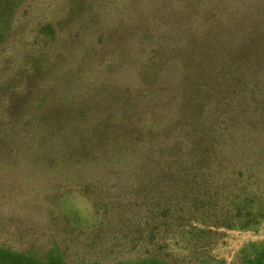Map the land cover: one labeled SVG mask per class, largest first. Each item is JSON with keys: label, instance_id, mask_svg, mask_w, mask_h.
I'll list each match as a JSON object with an SVG mask.
<instances>
[{"label": "rangeland", "instance_id": "1", "mask_svg": "<svg viewBox=\"0 0 264 264\" xmlns=\"http://www.w3.org/2000/svg\"><path fill=\"white\" fill-rule=\"evenodd\" d=\"M241 1L223 0L219 5L215 0L218 8L211 10L208 19H225ZM256 1L258 6L253 11L263 15L264 0ZM65 3L66 0H0V139L6 141L11 137L13 140V143L7 144L9 140L0 146L1 245L7 244L21 251L29 249L45 256L66 252V260L71 262H80L84 258L87 261H114L151 253L161 246L159 240L152 243L153 234L158 236L172 224L179 231L193 226L213 230V233L202 235L191 252L178 254L182 255L180 259L185 257L191 262L200 256L208 258L211 264L220 260L227 264L239 263L243 249L250 242L264 241V217L260 225L248 229L217 228L212 223L214 215L206 225L191 219L189 211L195 192L200 190H193L195 187L189 182L198 169L206 179L221 178L219 184L224 188L221 198L228 204L244 199L250 188L259 194L256 202H264V165L260 164L264 159V121H247L244 117L230 121L229 116L234 114L231 111L228 116H220L221 123L209 121L203 133L220 135L219 130L224 128L225 134L219 143L225 150L220 154L210 152L212 157L203 167L187 161L192 156L188 149L181 146L177 150L180 145L172 149V141L166 139L164 148L159 150L157 137L149 138L157 145L153 143L151 150L149 147L146 151V136L125 127L115 118L114 121L107 117L106 121L103 119L106 115L100 112L86 120V129L78 130L76 126L77 131L73 134L76 147L63 145L59 129L63 122L68 123L65 117L69 118L72 113L66 116L68 108L74 110L81 106L80 102L88 104L91 101L89 105L102 109L101 112H111L120 100L121 103L125 101L126 90L114 86L115 78H120L124 84L128 80L121 77L126 69L147 68L152 57L158 56L170 65L163 68L164 76L172 79L179 74L175 64L177 55L167 51L163 56L155 45L147 47L142 61L137 56L129 58L123 47L122 55L126 59L121 57L119 66L107 68L109 60L116 58L118 52L121 54V38L126 37V33H119L113 43L98 51L96 37L84 38L71 23L65 27L71 38L63 33L58 40L46 42L39 28L56 18L55 14L63 10ZM117 11L112 7L99 17H93L92 34L115 22L114 18L121 16ZM201 14L202 11L198 14L199 19L191 24L195 35L203 28L198 26L203 22ZM139 15L143 19L150 16L146 12ZM259 18L264 20V16ZM42 54L46 56L42 58ZM36 59L51 60L52 64L43 68L39 79L31 82L28 94L22 97L18 93ZM101 68L106 73L105 79L97 81ZM255 73L259 76V79H253L255 91L264 95V80L260 79L264 77V61ZM46 83L48 99L54 108L44 114L41 122H36L32 118L35 111L31 104L39 98L36 93ZM160 86L167 87L164 83ZM171 91L174 93L173 88ZM98 96H107L108 100L92 103ZM216 97L213 95L212 98ZM195 98L197 100L196 94ZM173 99L174 94L168 103L150 105L153 107L149 111L161 117L165 108L175 103ZM196 100L187 101V104L194 107ZM27 113H31L29 117ZM93 119L96 120L91 123ZM54 124L58 126L53 129ZM93 124L97 134L90 131ZM125 128L133 137L119 144V132ZM85 137L90 145L84 144ZM42 139H47L45 144ZM168 140L172 139L168 137ZM101 150L107 158V161L103 159L105 164L98 157ZM170 159L175 160V164L169 170L167 166L173 161ZM178 163L183 165L181 174L176 169ZM176 180L180 183L174 185ZM247 186L248 190L245 189ZM167 220L168 224L165 223ZM175 250L171 248L167 252Z\"/></svg>", "mask_w": 264, "mask_h": 264}, {"label": "trees", "instance_id": "2", "mask_svg": "<svg viewBox=\"0 0 264 264\" xmlns=\"http://www.w3.org/2000/svg\"><path fill=\"white\" fill-rule=\"evenodd\" d=\"M214 3L215 0H66L63 10L55 14L56 18L44 22L39 28L46 42L58 40L64 35L63 33L71 38L72 35H68L65 29L71 23L75 24L76 29L83 34L84 38L96 37L98 51H103L108 44L113 43L119 33H126L127 36L121 38L123 40L121 54L118 52L116 58H111L110 64H105L107 68L119 66V58H125V55L129 58L137 56L138 60L142 61L146 55L147 47L155 45L159 50L157 52L163 56H166L167 51H172L177 55L175 64L179 74L172 79L164 76L166 73L163 68L170 65L165 59L159 60L158 56L157 58L152 57L151 65L147 68L126 69V73L121 77L124 80L128 78L127 81L130 82L126 83V81L124 84L120 78H115L114 86L126 90L127 93L123 95L125 101L121 103L120 100L118 106H115L111 112L108 111V114L107 111L101 112L102 109L95 108L93 104L89 105L91 101L86 104L85 100L82 101L84 103L80 102L81 106H77L74 110L68 108L66 116L72 112L71 116L69 118L64 116L68 123L63 122L59 129L63 145L76 147L77 140L73 138V134L77 131V127L78 130L86 129V120L96 117V114L100 112L103 116L106 115L103 117L106 121L107 117L114 121L117 119L120 123H124L125 127L136 129L138 134L146 136V151L149 147L151 150L157 143H159L157 145L159 150L163 149L167 141H172V149L179 145L177 150L181 146L188 149L192 156L187 158V161L203 167L205 162L212 157L209 155L210 152L220 154L225 150L224 145L219 143L225 134L224 128L219 130L220 135L215 133L207 136L203 133L209 121L221 123L220 116H226L229 111L234 113L229 116L230 121L241 117L247 121H264V95L255 91L253 81L255 78L259 79L255 72L264 61V20L259 18L264 14H256L253 11L254 7L258 6L256 0H242L234 6V11L225 19L220 17L210 21L209 13L214 8H218ZM217 3L220 5L223 0H218ZM112 7L117 8V13L121 12V16L114 18L115 22L108 24L104 30L99 29L92 34L93 17H99L106 10L110 11ZM200 11L203 12L200 15L203 22L198 26L202 25L203 28L195 35L191 24L193 20L199 19ZM140 12H146L150 15L149 18H141ZM123 47L124 56L122 55ZM41 56L44 58L46 55L42 54ZM49 61L51 60L41 59L39 61L36 59L32 63L33 66L26 76L25 84L18 93L20 96L28 94L30 86L39 79L43 68L45 70L49 64H52ZM104 74H106L104 68H101L97 75V81L105 79ZM260 79L264 80V77L261 76ZM163 83L167 85L166 88L160 86ZM46 86L47 83L41 86L42 88L38 90L40 92L36 93L39 98L31 104L35 111L32 118L36 122H41L44 114L54 108L48 99ZM125 86H127L126 89H124ZM228 86H230L229 89ZM170 88L174 89V93L170 92ZM239 92H241L240 95ZM173 94L175 103L171 107L165 108L161 117H157L151 110L149 111L150 107H153L150 105L154 103L156 106L163 102L168 103ZM213 95L217 97L213 99ZM193 99L196 100L194 107L191 106L192 104H187V101L190 103ZM104 100H108L107 96H98L97 99L92 100V103ZM8 102L10 103V100ZM160 102L162 103L160 104ZM159 110L162 111L161 106ZM148 112L150 113L149 117ZM30 114L27 113V116L29 117ZM94 120L96 119H93L91 123H94ZM223 120L225 123L227 122L226 118ZM56 125L58 126V124H54L52 128L54 129V126L56 128ZM90 131L97 134L95 125ZM126 131L125 128L119 132V144L126 142L127 138L133 137ZM55 133H58V130ZM69 137L72 139L67 140ZM152 137L153 139L157 137V143L149 139ZM168 137L172 140H168ZM86 138L83 140L84 144L90 145V141ZM9 140L10 142L7 144L13 143L11 137L8 140L6 138V141ZM46 140L42 139L41 141L45 144ZM6 141L1 138L0 146L4 145ZM98 157L100 162L107 159L103 150ZM148 157L149 155L146 158ZM183 161L182 159L181 162L183 163ZM182 163H178L176 168L180 174L182 173ZM172 164H175V160L169 162L167 169L170 170V167H174ZM260 164L264 165V159ZM211 167L214 166L211 164ZM196 170L197 174L189 183L195 187L193 190L200 191L195 192L194 202L191 211H189L191 219H196L206 225L210 223V216L214 215L213 225L217 228L227 227L230 229H248L256 224H261L264 217V202H256L259 195L256 190L249 189L248 185L245 187L249 190L244 199L228 204L225 198H221L224 191V188L219 184L221 178L206 179L207 177L202 171L198 173L199 170ZM179 181L176 180L174 185L179 184ZM208 183L212 185L210 186ZM185 215L187 216V214ZM180 219H183L181 214ZM168 222L169 220L165 223L168 224ZM175 228L170 224L158 236L153 234L152 243L159 240L161 246L150 251L151 253L138 257L114 261L101 259L87 261L84 258L80 262H71L66 260L68 256L66 252L58 254L52 252L45 256L36 251L16 250L14 247L0 243V264H211L206 257L198 256L197 259L193 258L194 260L188 262L185 257L180 259L182 255L178 254L191 252L194 244L196 242L198 244V241L202 239L201 236L213 233V230L198 226L182 231ZM171 248L176 250L173 253L167 252V249ZM242 252V260L233 264H264V241L250 242ZM217 264H227V262L220 260Z\"/></svg>", "mask_w": 264, "mask_h": 264}]
</instances>
